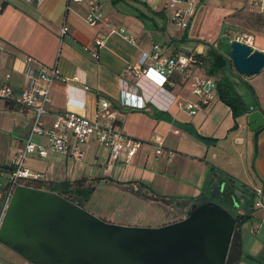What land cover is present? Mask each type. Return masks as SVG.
I'll list each match as a JSON object with an SVG mask.
<instances>
[{
	"label": "crops",
	"instance_id": "0c3cea01",
	"mask_svg": "<svg viewBox=\"0 0 264 264\" xmlns=\"http://www.w3.org/2000/svg\"><path fill=\"white\" fill-rule=\"evenodd\" d=\"M109 1L111 4L101 1L105 19L90 25L84 18L86 1L0 0V80L10 83L15 91L20 90L26 82L24 59L28 55L57 67L64 79H56L52 84L51 98L42 119L44 126H50L55 114L67 109L94 118L101 97L117 106L123 130L141 140L142 144L129 158L124 148L113 167L107 169L108 149L90 139L83 145L80 162L74 161V164H80L84 158L91 159L94 164L92 176L109 180L124 191L137 192V196L150 202L154 200L150 189L153 193L174 197L176 201L191 199L201 193L206 197L210 195L209 190L225 182L219 180L222 173L218 170L217 175H212L213 165L244 179L248 184L244 190L254 193L255 189L261 188L264 203V121L263 127L255 133L249 128L248 111L237 117V126L233 128L231 109L218 95L209 104L189 113L180 108L177 101L184 98L195 101L197 97L190 93L189 82L182 80L179 71L172 72L165 84L167 91L174 95L173 101L167 102L166 94H153L146 79H141L142 87L136 86L133 71L126 70L128 64L136 63L143 50L150 51L154 44H158L161 53L169 56L189 52L204 55L208 46L197 42L201 38L192 35L193 19L185 33L160 8L161 0ZM203 1L200 0L199 4ZM120 2L131 7L119 5ZM246 4L249 8L248 0H244L240 7ZM231 7L232 4L223 9L221 15ZM249 9L256 17L259 16L261 23L252 34V47L264 51V14L252 7ZM159 16H166L173 28L158 21ZM62 24L68 26L64 35L59 30ZM112 26L116 30L110 32ZM98 35H105L99 47L95 45ZM232 80L235 90L248 107L260 110L264 116V68L253 75L233 76ZM86 85L87 89L84 88ZM243 85L251 86L253 94L247 95L240 90ZM124 92L129 99L140 104H121ZM0 114V119L3 118L7 124L4 129L16 131L17 139L13 142L16 148L7 152L4 158L7 162L20 148L32 113L24 107L11 108L7 101L0 99ZM194 132L214 140L206 142ZM155 134L161 136L165 147L175 151L171 160L166 155H155L152 139ZM35 139L45 141L40 136ZM49 153L72 158L55 151H49L47 155ZM28 157L39 156L31 153L25 162L31 169L42 171L45 181L89 177L83 173L69 178L63 165L50 164L49 171L37 169L27 163ZM237 184L231 187L224 185V189L238 201ZM239 211L244 212L242 209ZM251 213L248 220L255 219L256 223L250 227V233L242 230L248 220L240 225L241 250L264 261V205H255ZM117 222L135 223L127 220ZM236 264L251 263L239 259Z\"/></svg>",
	"mask_w": 264,
	"mask_h": 264
},
{
	"label": "water",
	"instance_id": "95a60500",
	"mask_svg": "<svg viewBox=\"0 0 264 264\" xmlns=\"http://www.w3.org/2000/svg\"><path fill=\"white\" fill-rule=\"evenodd\" d=\"M229 57L242 76L264 68V51L235 38ZM252 109L255 130L264 116ZM223 190L224 182L210 196ZM225 197L240 212L234 195ZM236 227V213L212 198L188 205L180 219L148 226L116 223L57 191L17 184L0 220V243L27 264H225ZM240 258L264 264L249 253Z\"/></svg>",
	"mask_w": 264,
	"mask_h": 264
},
{
	"label": "built area",
	"instance_id": "2783aa9c",
	"mask_svg": "<svg viewBox=\"0 0 264 264\" xmlns=\"http://www.w3.org/2000/svg\"><path fill=\"white\" fill-rule=\"evenodd\" d=\"M70 1H86L87 9L84 18L90 25L98 24L105 19L100 0H67V2ZM199 1L161 0L160 8L168 14L170 21L176 27L184 30L189 27ZM248 4L259 13L264 14V0H248ZM59 30L60 34L64 35L68 31V26L62 24ZM114 30L116 28L112 26L109 31ZM104 39L105 35H98L95 38V45L99 47L103 44ZM235 39L253 45L252 35L248 34L246 38L238 35ZM93 51L96 52L95 49ZM1 54L2 48L0 47V57ZM24 60L26 82L20 90L15 91L10 83L0 80V99L27 108L32 113L22 145L10 159L11 169L7 172V181L3 185L0 184V220L17 184L33 186L32 181L44 179L42 171L33 170L27 166L25 161L29 154L34 153L39 157H45L49 151H55L79 161L82 158L83 145L88 140L94 139L99 145L108 149L106 167L111 169L124 148L127 149L129 158L142 144L141 140L131 137L123 130L120 124L119 108L102 97L98 100L94 118H88L79 111L67 109L57 112L50 126H44L42 119L51 98L52 84L56 79L64 78L61 77L54 65H46L29 55ZM126 70L133 71L136 86L142 87L140 81L143 78L146 79L153 94H166L164 97L167 102L173 101L174 95L167 91L165 84L169 81V75L172 72L179 71L182 80L189 82L190 93L197 97L195 101L188 98L177 101L178 106L188 110L189 113L209 104L218 95L215 76L207 73L204 60L200 59L195 52L169 56L161 53L158 44H154L150 51L143 50L136 63L128 64ZM84 88L87 89L88 86L86 85ZM124 93L125 97L122 94L121 104H140L134 99H129L126 96L127 92ZM36 136L44 137L45 141L36 140ZM152 139L155 155H166L167 159L171 160L175 151L165 147L158 134L153 135ZM254 197L255 205H264L261 188L254 190Z\"/></svg>",
	"mask_w": 264,
	"mask_h": 264
},
{
	"label": "rangeland",
	"instance_id": "374dc122",
	"mask_svg": "<svg viewBox=\"0 0 264 264\" xmlns=\"http://www.w3.org/2000/svg\"><path fill=\"white\" fill-rule=\"evenodd\" d=\"M101 1H108L111 4L109 0ZM243 3L244 0H204L198 5L196 13L193 17L191 24L192 35L198 36L206 42H212L219 48L227 50V42L236 38V36L239 35L246 38V35L254 34L261 25L259 16L256 17V14L249 9L250 7L248 8L247 4L244 7H240ZM123 4L127 7H131L127 3H119V5ZM231 4V9L228 10L227 13L225 12L223 15H221L222 10L230 7ZM157 20L162 22L164 25H169V21L166 16H159L157 17ZM169 27L173 28L172 25H169ZM204 62L207 64L206 60H204ZM239 89L247 95L252 94L248 86L243 85ZM6 126V122L3 118H1L0 163L6 162L4 161V158L7 157V152H12V150L16 148V145L13 143L14 140L17 139L15 137L16 131H6L4 129ZM74 161V159L69 157L65 159L62 155L57 153H49L45 157H28L27 159V163L31 167L45 171H49L50 164L63 165L69 178L81 175L83 173L88 175L89 178L94 177L91 175V168L94 166V164L91 162V159L84 158L80 164H74ZM7 162H10V160H7ZM76 162L78 163L80 161ZM217 170L222 173L223 177H229L231 178L232 182L238 183L236 197L239 201V209L252 212V207H255V197L251 195L250 191L243 190V188L248 187V184L246 185L244 179L238 177V175H235L234 173V175L228 173L220 167H217ZM7 178V172L0 171L1 185L5 184ZM93 184L94 190L91 192L88 201L84 204V208L99 217L103 218L105 216L108 220L116 223H118L117 221L127 220L130 222H135L134 224L137 225L157 226L166 222L180 219L186 207L192 204L185 201H176L174 197L166 201L158 198L150 202L145 198L143 199L142 197L137 196V192L132 193L131 191H124L123 189H120L114 185L111 181L104 180L102 178L98 179ZM229 186L231 187L232 184ZM214 190L215 188H212L208 192L211 193ZM215 200L218 199L215 198ZM227 205L231 206L233 210H236V207H232L230 203ZM255 223V219L246 221L242 227L243 233H250L249 229L252 225H255ZM0 264H27V261L0 243Z\"/></svg>",
	"mask_w": 264,
	"mask_h": 264
},
{
	"label": "trees",
	"instance_id": "16d2710c",
	"mask_svg": "<svg viewBox=\"0 0 264 264\" xmlns=\"http://www.w3.org/2000/svg\"><path fill=\"white\" fill-rule=\"evenodd\" d=\"M157 12V11H155ZM160 12V11H159ZM188 28V27H187ZM187 28L184 29L185 33L187 31ZM197 42H202L205 43L208 48L207 51L204 55L198 54L197 56L203 60H206L207 64L206 65V71L208 74L215 76L217 80V93H218V98H220L223 102H225L231 109L232 116L234 118V124L233 128L237 126V117L239 115H242L244 113H247L248 111L251 110V108L248 107V105L243 101L241 96L237 93V91L234 88L233 80L232 77H241L242 75L237 73L234 68L233 64L231 62V59L229 57V49H230V41L227 42L228 44V49H221L216 44L212 42H206L204 40H197ZM250 91L253 94V89L251 86H249ZM9 107L13 108H18L20 107L19 105H14L12 103L7 102ZM263 127V125L259 126L257 129H255V133L260 130ZM199 138L203 139L206 142L213 141L214 139L211 137H206L202 136L197 132H194ZM254 141V152H255V145H256V137L254 136L253 138ZM11 169L10 162H3L0 163V171L2 172H8ZM217 167L211 166V172L212 175L216 174L217 175ZM215 176V175H214ZM100 176H94L91 178L87 177H79L73 180H61V181H45L44 179L42 180H34L32 181V185L35 187H46L47 189L57 191L58 193L68 197L69 199L75 201L79 205L84 207V204L88 201L89 196L91 192L94 190V182L100 179ZM220 181L224 180L225 181V186L233 185L231 178H226L220 176ZM228 184V185H227ZM144 186V184L142 183ZM244 190V188H243ZM246 191V190H245ZM249 191V190H248ZM151 192V198L152 199H162V200H169V198L172 197H166L165 195H159L157 193H153L150 189ZM154 194V195H153ZM251 195L254 196V193L251 192ZM216 197H224L223 193L220 195H215L211 197L210 195L204 196L203 193L199 194L196 197H192L191 199H185L181 198V201H185L187 203H198L207 199H214ZM217 201V200H216ZM251 211H244V212H236V217H237V227L234 231L233 235V240L229 249L227 261L225 264H236L237 261L240 258L242 253L241 250V238H240V225L248 220L251 216ZM241 251V253H240Z\"/></svg>",
	"mask_w": 264,
	"mask_h": 264
},
{
	"label": "flooded vegetation",
	"instance_id": "af4514ba",
	"mask_svg": "<svg viewBox=\"0 0 264 264\" xmlns=\"http://www.w3.org/2000/svg\"><path fill=\"white\" fill-rule=\"evenodd\" d=\"M228 194H230L229 191H226V190L224 191V190H223V196H227ZM216 198L218 199L217 201H218L219 203H221L222 205L226 206V205L228 204V201H227L226 197H225V198H224V197H222V198H221V197H216ZM226 207H227L231 212H235V213L237 212V209H236V210H233V209L231 208V206H228V205H227Z\"/></svg>",
	"mask_w": 264,
	"mask_h": 264
}]
</instances>
